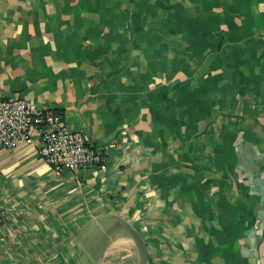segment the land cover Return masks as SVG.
Masks as SVG:
<instances>
[{
    "label": "crops",
    "instance_id": "1",
    "mask_svg": "<svg viewBox=\"0 0 264 264\" xmlns=\"http://www.w3.org/2000/svg\"><path fill=\"white\" fill-rule=\"evenodd\" d=\"M103 163L0 151V264H264V0H0V97Z\"/></svg>",
    "mask_w": 264,
    "mask_h": 264
},
{
    "label": "built area",
    "instance_id": "2",
    "mask_svg": "<svg viewBox=\"0 0 264 264\" xmlns=\"http://www.w3.org/2000/svg\"><path fill=\"white\" fill-rule=\"evenodd\" d=\"M34 134L39 157L55 172L98 167L115 146L114 141L95 145L81 131L69 130L60 111L38 109L18 95L0 97V151L15 149Z\"/></svg>",
    "mask_w": 264,
    "mask_h": 264
},
{
    "label": "water",
    "instance_id": "3",
    "mask_svg": "<svg viewBox=\"0 0 264 264\" xmlns=\"http://www.w3.org/2000/svg\"><path fill=\"white\" fill-rule=\"evenodd\" d=\"M131 237L134 239L140 255L139 264H147V249L141 235L128 223H123Z\"/></svg>",
    "mask_w": 264,
    "mask_h": 264
}]
</instances>
